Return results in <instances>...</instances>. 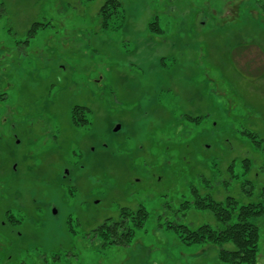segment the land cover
Here are the masks:
<instances>
[{
	"label": "rangeland",
	"instance_id": "374dc122",
	"mask_svg": "<svg viewBox=\"0 0 264 264\" xmlns=\"http://www.w3.org/2000/svg\"><path fill=\"white\" fill-rule=\"evenodd\" d=\"M119 1L105 27V0H0V264H228L168 223L217 226L193 189L261 199L264 0ZM139 208L131 241L94 231Z\"/></svg>",
	"mask_w": 264,
	"mask_h": 264
},
{
	"label": "trees",
	"instance_id": "16d2710c",
	"mask_svg": "<svg viewBox=\"0 0 264 264\" xmlns=\"http://www.w3.org/2000/svg\"><path fill=\"white\" fill-rule=\"evenodd\" d=\"M92 1V0H87ZM121 6L119 0H105V4L100 9L102 25L108 27L111 19L117 13ZM38 27L35 25L33 30ZM152 32L160 33L162 30L158 27L157 21L149 23ZM82 107L76 106L74 111H78ZM80 120L82 116H80ZM79 118L76 119L78 121ZM81 126L86 124L87 120L82 119ZM245 134L257 141V135L253 132L245 131ZM233 166L228 170L231 171ZM204 189H208L209 180L204 179ZM222 181L219 183L221 185ZM249 183V181H247ZM196 197L191 201L182 202L183 208H194L200 211L211 212L217 221V226L212 227L210 224H203L196 229H190L186 225H172L168 223V227L174 228L182 241L188 243H207L219 247V259L228 264H257L261 252V235L259 225L253 221L255 218L264 216V187L261 191V199L256 202H249L239 205L238 201L228 196L225 200L216 199L213 194L206 193L204 196L193 189ZM122 219L105 221L98 229L103 243L123 244L131 241L137 228L144 225L147 218V211L139 208L136 212L124 211L121 213ZM12 217V216H11ZM233 245L227 248V245Z\"/></svg>",
	"mask_w": 264,
	"mask_h": 264
},
{
	"label": "flooded vegetation",
	"instance_id": "af4514ba",
	"mask_svg": "<svg viewBox=\"0 0 264 264\" xmlns=\"http://www.w3.org/2000/svg\"><path fill=\"white\" fill-rule=\"evenodd\" d=\"M76 106H78V105H76ZM75 106V107H76ZM74 107V108H75ZM80 107V106H79ZM82 109V108H81ZM79 110L80 109H78V111H74V109H73V112H72V115H71V117H72V120H73V124H74V126L75 127H77L79 130L78 131H80V130H82V128H84V126L86 127L87 125L86 124H84V126H81L80 124L82 123V119H85L83 116H82V119L80 120V115H79ZM77 118H79V120L78 121H76V119ZM120 128H121V126H120ZM116 132V131H115ZM52 138H54L55 140H56V142L58 141V135H55V136H52ZM16 168V167H15ZM70 175H71V169L70 168H68L67 166H65V167H63V170H62V176H61V178H60V180L62 181L61 183L62 184H66L65 183V180H67V179H69V177H70ZM54 211V214H57L58 213V210L56 209V208H54L53 209ZM9 221L10 222H13V223H17L18 222V220H14L12 217H10L9 218Z\"/></svg>",
	"mask_w": 264,
	"mask_h": 264
},
{
	"label": "water",
	"instance_id": "95a60500",
	"mask_svg": "<svg viewBox=\"0 0 264 264\" xmlns=\"http://www.w3.org/2000/svg\"><path fill=\"white\" fill-rule=\"evenodd\" d=\"M120 129V125H118L116 128H115V131H118Z\"/></svg>",
	"mask_w": 264,
	"mask_h": 264
}]
</instances>
